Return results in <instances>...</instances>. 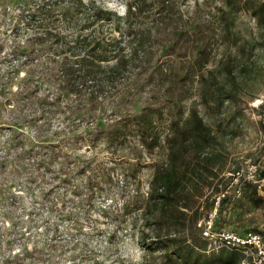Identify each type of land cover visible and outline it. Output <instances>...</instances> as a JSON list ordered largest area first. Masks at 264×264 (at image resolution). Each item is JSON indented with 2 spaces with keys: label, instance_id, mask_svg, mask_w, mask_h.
<instances>
[{
  "label": "trees",
  "instance_id": "trees-1",
  "mask_svg": "<svg viewBox=\"0 0 264 264\" xmlns=\"http://www.w3.org/2000/svg\"><path fill=\"white\" fill-rule=\"evenodd\" d=\"M23 2L22 12L33 32L10 49L9 67L0 75V103L11 104L12 120L24 115L26 122L38 125L31 140L23 132L15 159H26L33 168L49 165L54 145L51 140L42 145L44 119L60 114L62 125L53 136L89 133L134 158L129 170L133 177L143 167L153 168L146 193L139 197L137 187L133 189L139 197L134 210H140L142 226L149 228L139 236L141 264H239L245 249L257 253L253 247L231 245L213 250L195 227L206 189L209 210L215 197L228 189L217 204L216 231L251 232L228 227L235 218L226 214H240L242 194L256 207H264L256 184L240 178L234 185L233 175H224L239 126L219 119L213 128L195 105L187 111L183 105L197 90L201 103L224 116L229 103L241 94L252 95L246 86L255 78V65L263 61L258 53L246 61L227 53L210 66L219 52L222 0H193L190 5L124 0L122 14L96 0ZM49 16L64 29H53L55 21ZM38 22L45 24L43 31L35 30ZM164 118L168 127L161 136L157 123ZM34 142H40L43 153L36 151ZM258 174L264 178V169ZM236 186L241 189L238 197L233 196ZM15 240L23 250L9 252L0 264H34L36 259L24 250L23 236Z\"/></svg>",
  "mask_w": 264,
  "mask_h": 264
},
{
  "label": "rangeland",
  "instance_id": "rangeland-1",
  "mask_svg": "<svg viewBox=\"0 0 264 264\" xmlns=\"http://www.w3.org/2000/svg\"><path fill=\"white\" fill-rule=\"evenodd\" d=\"M96 1L123 13L124 0ZM177 1L181 5H190L193 0ZM23 3V0H0V75L9 67L8 54L13 44L23 41L33 32L26 24ZM49 18L55 21L54 16ZM53 23L50 25L53 29H64L60 21ZM36 25L35 30L43 31L45 28L43 22ZM263 40L264 0H222L219 52L210 66L227 53L245 61L258 53L263 61L255 65V78L246 86V91L252 95L241 94L240 99L228 104L224 116L201 103L197 90L183 104L185 111L195 105L205 122L213 128L219 119L225 125L239 126L241 132L227 160L225 176L234 168L250 163L258 165L259 170L264 169V82L261 83L264 48L260 47ZM19 72L23 74L22 69ZM17 83L18 78L13 80L11 90ZM1 102L0 259L9 252L23 250L15 240L21 235L26 242L24 250L28 251L27 255L36 259L34 264H141L143 249L139 236L141 231H149V228L142 226L143 218L140 210H134V201L146 193L153 168L143 167L133 177L129 170L135 159L120 149L106 147L104 141L94 140L89 133H66L68 135L63 138L61 135L53 136L54 130L62 125L60 114L44 119L47 128L42 145L49 140L53 143L52 161L44 167H30L26 159L20 162L13 154L20 147L23 132L26 131L27 138L31 140L38 123L26 122L24 115L12 120L11 104ZM234 115L235 121L232 120ZM167 127L168 119L157 123L161 136ZM40 145V142H34L36 151L43 153ZM149 162L145 160L143 163ZM136 187L139 197L133 192ZM209 192L210 189H206L201 198L203 207L198 220L210 209V201H206ZM257 193L264 197V179L257 184ZM239 199L240 214H226V217L235 218L228 227L239 232H259L264 236V207H256L246 194ZM211 249L218 250L219 247ZM243 255L239 264H264V255L251 249H245Z\"/></svg>",
  "mask_w": 264,
  "mask_h": 264
},
{
  "label": "built area",
  "instance_id": "built-area-1",
  "mask_svg": "<svg viewBox=\"0 0 264 264\" xmlns=\"http://www.w3.org/2000/svg\"><path fill=\"white\" fill-rule=\"evenodd\" d=\"M258 173V165L254 163L247 164L234 173H231L233 175L232 183L235 185L242 178L245 181L257 185L264 179L260 178ZM225 193H228V189L217 196L214 207L203 218L197 221L196 225L200 228L201 235L210 241V245L213 248L222 245L253 247L259 255H264V238L259 233L248 232L246 234H239L229 230H213V221L217 214V204L219 198L224 196ZM240 193V187L236 186L233 191V196L238 197Z\"/></svg>",
  "mask_w": 264,
  "mask_h": 264
},
{
  "label": "clouds",
  "instance_id": "clouds-1",
  "mask_svg": "<svg viewBox=\"0 0 264 264\" xmlns=\"http://www.w3.org/2000/svg\"><path fill=\"white\" fill-rule=\"evenodd\" d=\"M123 10H124V9H123V8H121V12H123Z\"/></svg>",
  "mask_w": 264,
  "mask_h": 264
}]
</instances>
